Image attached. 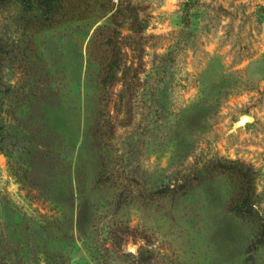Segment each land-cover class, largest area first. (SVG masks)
<instances>
[{
    "label": "rangeland",
    "instance_id": "obj_1",
    "mask_svg": "<svg viewBox=\"0 0 264 264\" xmlns=\"http://www.w3.org/2000/svg\"><path fill=\"white\" fill-rule=\"evenodd\" d=\"M118 1L0 0V247L264 264V0Z\"/></svg>",
    "mask_w": 264,
    "mask_h": 264
},
{
    "label": "trees",
    "instance_id": "obj_2",
    "mask_svg": "<svg viewBox=\"0 0 264 264\" xmlns=\"http://www.w3.org/2000/svg\"><path fill=\"white\" fill-rule=\"evenodd\" d=\"M82 7H79V11L82 14ZM134 8L131 5V2L129 0H119L118 1V5L116 6V8L113 7V4L106 10V11H102L100 12V14H102L103 17L108 16L107 13H110L111 15L107 18L110 22V25L106 28L107 29V33L108 35H110L113 31H115V29L113 30L112 27H116V31L117 28L119 27H124V24L132 18H135L137 16H135V12L133 11ZM134 13V16H133ZM92 20V19H91ZM118 32V31H117ZM105 33V34H107ZM0 77H1V60H0ZM1 80V79H0ZM1 114V112H0ZM2 115H0V119H2L1 117ZM3 124V121L0 120V125ZM3 126V125H2ZM5 141L0 140V151H4L5 150ZM49 191H52V189H49ZM50 201L52 203H55L58 206H62L61 201H57L55 199H50ZM245 202V201H243ZM250 204H254L253 201H248ZM264 234V233H261ZM11 246H4V247H0V264H18V262L16 261V258L19 257L20 251L17 248H13Z\"/></svg>",
    "mask_w": 264,
    "mask_h": 264
},
{
    "label": "water",
    "instance_id": "obj_3",
    "mask_svg": "<svg viewBox=\"0 0 264 264\" xmlns=\"http://www.w3.org/2000/svg\"><path fill=\"white\" fill-rule=\"evenodd\" d=\"M252 121V118L250 117H247V116H243L240 120V123L239 125H244L246 122H251Z\"/></svg>",
    "mask_w": 264,
    "mask_h": 264
}]
</instances>
